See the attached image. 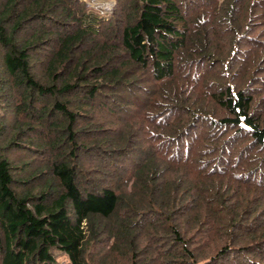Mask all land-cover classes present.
<instances>
[{
  "label": "trees",
  "instance_id": "trees-1",
  "mask_svg": "<svg viewBox=\"0 0 264 264\" xmlns=\"http://www.w3.org/2000/svg\"><path fill=\"white\" fill-rule=\"evenodd\" d=\"M0 0V264H264V0Z\"/></svg>",
  "mask_w": 264,
  "mask_h": 264
},
{
  "label": "rangeland",
  "instance_id": "rangeland-1",
  "mask_svg": "<svg viewBox=\"0 0 264 264\" xmlns=\"http://www.w3.org/2000/svg\"><path fill=\"white\" fill-rule=\"evenodd\" d=\"M88 1V6L91 10H95L97 15H108L112 13L113 7L112 5L115 4V0H84Z\"/></svg>",
  "mask_w": 264,
  "mask_h": 264
},
{
  "label": "built area",
  "instance_id": "built-area-1",
  "mask_svg": "<svg viewBox=\"0 0 264 264\" xmlns=\"http://www.w3.org/2000/svg\"><path fill=\"white\" fill-rule=\"evenodd\" d=\"M112 6H114V5H112ZM109 14V13H108Z\"/></svg>",
  "mask_w": 264,
  "mask_h": 264
},
{
  "label": "water",
  "instance_id": "water-1",
  "mask_svg": "<svg viewBox=\"0 0 264 264\" xmlns=\"http://www.w3.org/2000/svg\"><path fill=\"white\" fill-rule=\"evenodd\" d=\"M115 5V4H114Z\"/></svg>",
  "mask_w": 264,
  "mask_h": 264
}]
</instances>
